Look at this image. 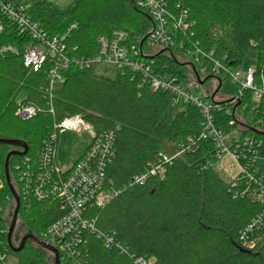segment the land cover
Instances as JSON below:
<instances>
[{"label": "trees", "instance_id": "1", "mask_svg": "<svg viewBox=\"0 0 264 264\" xmlns=\"http://www.w3.org/2000/svg\"><path fill=\"white\" fill-rule=\"evenodd\" d=\"M134 1L136 7L130 0H75L64 9L40 1L30 7V13L51 36L62 35L76 25L67 40L69 48H77L74 54L93 56L99 51V37L109 38L123 31L129 34L130 42L139 45L153 29L155 22L150 13L138 6L140 0ZM165 1L176 17L186 13L191 27L187 32H174L170 53L159 51L155 55L156 75L186 81L190 68L178 58L194 52L196 47L205 53L215 48L223 50L230 70L242 65L249 51L254 50L256 79L260 82L264 77V0ZM1 39L3 44L22 47L11 30ZM20 50L19 55L0 58V139L27 143L26 157L35 168L53 131L50 102L57 120L80 115L97 133L118 128L115 158L107 168V177L120 194L105 208L91 212L97 217V228L128 252L107 248L103 240L88 235L82 252L84 264H136L138 259L147 264H264V225L247 230L263 213L264 204L249 197L254 182L246 185L248 179L241 176L233 181L216 168L218 156L211 141H201L198 151L177 159L164 179L152 176L144 184L129 185L158 160L160 153L168 152L167 144L185 141L201 131L203 118L197 107L182 105L169 121L165 115L171 107L170 93L155 92L148 84L140 87L142 79L132 73L106 81L95 76V69L75 67L64 74V83L54 89L50 100L45 91V71L28 74ZM201 69L196 65L197 72ZM22 92L27 93L23 104L40 109L27 121L15 116ZM241 102L249 119V109L256 105L253 92L245 91ZM229 107L223 103L221 110L214 111L215 124L226 130L234 120L227 113ZM247 125L243 133L262 142L258 159L259 174L264 175V98ZM13 150L21 149L0 144V254L15 258L17 264H50L49 252L32 242L18 253L9 249L7 210L14 198L6 183L5 163ZM24 160H10V176L21 199L19 219L30 234L44 241L47 229L65 212L58 201L41 203L24 195L17 170H22ZM252 174L254 179L260 177L254 171ZM60 259L62 264H69L62 253Z\"/></svg>", "mask_w": 264, "mask_h": 264}, {"label": "built area", "instance_id": "2", "mask_svg": "<svg viewBox=\"0 0 264 264\" xmlns=\"http://www.w3.org/2000/svg\"><path fill=\"white\" fill-rule=\"evenodd\" d=\"M138 6L147 10L155 22L142 46L141 43L137 45L130 42L127 32L116 31L109 38H98L97 54L81 56L74 54L77 51L76 47L70 49L67 44L76 25H72L62 35L51 36L42 23L30 13V7L25 6L23 2L0 0V58L19 55L22 49L23 69L28 74L45 71L48 81L45 91L50 100L54 89L64 83V74L71 67L90 70L96 69L99 65H111L116 67V76L126 72L132 73L142 79L140 87L148 84L155 92L170 93L171 107L179 105L197 107L203 118L201 131L177 143L172 153H160L158 160L150 164L141 175L134 177L129 185L144 184L152 176L164 179L167 170L177 159L198 151L201 141H211L218 156L217 165L223 164L227 159L231 160L238 174L229 179L237 181L241 176L245 180L248 179L246 185L254 182L255 189L249 191V197L264 204V175L259 174L261 167L258 159L262 142L243 133L247 129L248 120L251 121L255 117L260 108V100L264 98V77L257 82L255 69L248 71L243 82L239 81L240 73L233 76L239 86L226 100L232 106L227 110L234 118L230 122L232 127L227 130L218 127L215 124L214 111L221 110L225 101H212L211 95L207 98L208 94L195 93L199 87H191L187 79L184 81L180 77L159 76L153 70L155 55L159 51L170 53V47L174 45V32H187L190 29L191 24L186 18V13L176 17L165 0H140ZM7 30L18 35L21 48L2 43L1 36ZM186 57L191 60V63L186 65L192 66L194 74L197 72L196 65L202 68L201 71L212 73L215 80L220 79L222 72L230 71L227 67L221 72L211 71L209 65L213 62V52L205 53L199 47H196L194 52L187 53ZM245 91H252L256 101V105L249 109V119L245 116L247 108L241 106V98ZM39 112L40 109L37 107L19 102L15 116L27 121L36 117ZM49 112L54 117L53 131L40 152L37 167L35 168L26 156L22 162V170L17 167L25 196H32L41 203L58 201L65 212L61 219L47 229L44 242L62 253L69 264H84L82 252L88 235H95L103 240L107 248L116 247L121 253L126 254L127 249L117 243L112 236L105 235L97 228V217L91 212V209L105 208L120 194V189L115 188L107 177V168L115 158L118 128L97 133L93 125L80 115L57 120L51 102ZM236 124L238 127H233ZM65 131L77 134L91 133L93 141L85 154L70 169L61 170L57 159V146L60 133ZM252 171L258 173L260 177L254 179ZM2 187L0 170V190ZM257 225H264V211L247 230ZM0 262H7V256L0 254ZM136 264L147 263L144 259H138Z\"/></svg>", "mask_w": 264, "mask_h": 264}, {"label": "rangeland", "instance_id": "3", "mask_svg": "<svg viewBox=\"0 0 264 264\" xmlns=\"http://www.w3.org/2000/svg\"><path fill=\"white\" fill-rule=\"evenodd\" d=\"M40 1H47L52 2L58 7L64 9L68 6H70L75 0H22L23 4L25 6L31 7L35 3ZM156 52V51H155ZM179 61L185 62V63H191V60L186 57V54L183 53L179 56ZM190 69L187 74V81L188 85H191V87H199L198 91H194L195 93H203L204 95H213L217 87L219 85V82L215 80L212 73H208L207 71H200L194 74L193 68L191 65L188 66ZM257 67V53L254 50H250L248 53V56L242 63V65L231 68V70H227L226 72H222L223 75L221 77L222 81V87L221 90L218 92V94L215 96V100L217 102L226 101L231 94L235 93L237 91V87L239 86L233 79V76H237L239 73L241 76L239 77V81L243 82L244 77L248 73L250 69H255ZM209 68L211 71H218L221 72L222 70L226 69V54L223 50L215 48L213 50V62L210 63ZM116 67L111 65H99L96 67L94 74L96 77L106 80V81H113L116 77ZM198 77L201 81L209 79L206 83L207 85L200 86L198 83ZM212 79V80H211ZM27 93L22 92L18 96V102H22L24 99H26ZM181 109V106L176 107H170L168 112L166 113L165 117L167 120L171 121L176 113ZM252 118V116H250ZM93 141V136L91 133H83V134H77L74 132H61L59 135V141L57 146V159L58 164L61 168V170H68L70 169L74 163H76L86 152L88 147L91 145ZM166 147H168L167 153H172L175 148L177 147V144H167ZM218 170L223 173L227 178H234L238 174V170L235 168L234 164L231 160L227 159L223 164L216 165ZM15 209V203L11 205V207L7 210V218L8 223L10 225L11 218L10 213H13ZM18 224H21L20 219L18 218ZM30 234V232L24 227L23 235ZM17 246V244H15ZM50 254V253H49ZM51 256V254H50ZM8 264H17V260L12 257L7 258ZM50 264H54L53 261H50Z\"/></svg>", "mask_w": 264, "mask_h": 264}, {"label": "water", "instance_id": "4", "mask_svg": "<svg viewBox=\"0 0 264 264\" xmlns=\"http://www.w3.org/2000/svg\"><path fill=\"white\" fill-rule=\"evenodd\" d=\"M131 1V5L133 7H136L135 1L134 0H130ZM148 38V36H146L142 42H141V46L143 45V43L145 42V40ZM155 58V57H154ZM177 61V60H176ZM197 72H195L196 74ZM213 78V77H210ZM219 82V85L217 87L216 92L211 96L212 101H215V96L218 94V92L221 90L222 87V82L220 79L216 78ZM209 79L207 78L204 81H201L200 78L198 77V83L199 85H204ZM223 103H229V101H225ZM240 103V102H239ZM252 131H254L253 129H251ZM255 132V131H254ZM0 144L3 145H8L14 148H18L21 150H13L11 151L6 159V163H5V178H6V183L13 195L14 201H15V209L13 213H10V218H11V223L9 225V229H8V245H9V249L14 252V253H18L20 251H22L24 249V247L26 246V244L28 242H32L35 245H37L38 247L46 250L47 252H49L51 254L49 260L53 261L54 264H62L61 263V259H60V253L59 251L53 247L52 245L38 239L37 237H35L33 234H27V235H23L24 232V225L18 224V218H19V212L21 209V199L20 196L18 195L13 183H12V179L10 176V160L12 157H25L28 152H29V146L27 145V143L21 141V140H14V139H0ZM17 244V246L15 245Z\"/></svg>", "mask_w": 264, "mask_h": 264}, {"label": "flooded vegetation", "instance_id": "5", "mask_svg": "<svg viewBox=\"0 0 264 264\" xmlns=\"http://www.w3.org/2000/svg\"><path fill=\"white\" fill-rule=\"evenodd\" d=\"M212 80V79H211Z\"/></svg>", "mask_w": 264, "mask_h": 264}]
</instances>
